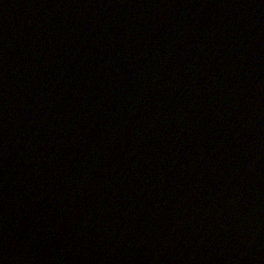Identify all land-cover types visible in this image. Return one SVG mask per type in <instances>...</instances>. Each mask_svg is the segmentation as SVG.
<instances>
[{"label": "water", "instance_id": "95a60500", "mask_svg": "<svg viewBox=\"0 0 264 264\" xmlns=\"http://www.w3.org/2000/svg\"><path fill=\"white\" fill-rule=\"evenodd\" d=\"M0 264H264V0H0Z\"/></svg>", "mask_w": 264, "mask_h": 264}]
</instances>
